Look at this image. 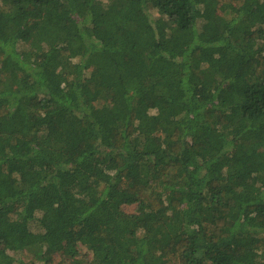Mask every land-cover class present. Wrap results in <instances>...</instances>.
<instances>
[{"label":"trees","instance_id":"trees-1","mask_svg":"<svg viewBox=\"0 0 264 264\" xmlns=\"http://www.w3.org/2000/svg\"><path fill=\"white\" fill-rule=\"evenodd\" d=\"M0 264H264V0H0Z\"/></svg>","mask_w":264,"mask_h":264},{"label":"rangeland","instance_id":"rangeland-1","mask_svg":"<svg viewBox=\"0 0 264 264\" xmlns=\"http://www.w3.org/2000/svg\"><path fill=\"white\" fill-rule=\"evenodd\" d=\"M153 17H157L158 16V13L156 11H152V14H151ZM125 211L126 212H131L132 211V207H127L125 208Z\"/></svg>","mask_w":264,"mask_h":264}]
</instances>
